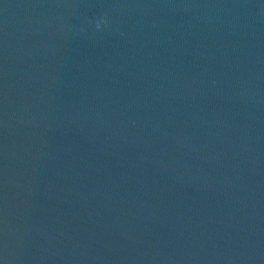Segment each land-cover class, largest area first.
<instances>
[{
	"label": "water",
	"instance_id": "1",
	"mask_svg": "<svg viewBox=\"0 0 264 264\" xmlns=\"http://www.w3.org/2000/svg\"><path fill=\"white\" fill-rule=\"evenodd\" d=\"M0 264H264V0H0Z\"/></svg>",
	"mask_w": 264,
	"mask_h": 264
}]
</instances>
